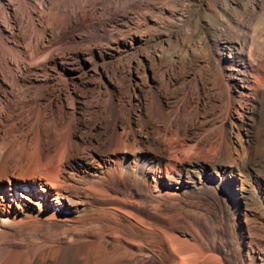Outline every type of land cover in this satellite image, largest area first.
I'll use <instances>...</instances> for the list:
<instances>
[{
	"label": "bare ground",
	"instance_id": "1",
	"mask_svg": "<svg viewBox=\"0 0 264 264\" xmlns=\"http://www.w3.org/2000/svg\"><path fill=\"white\" fill-rule=\"evenodd\" d=\"M35 1H40L39 8ZM91 2L16 0L14 4L13 0H0L10 28L0 25V232H20L31 225L57 221L70 226L66 229L68 235L74 231L72 226L94 215V225L97 222L98 226H94L96 232L92 231L94 237L90 241L87 237L88 242L79 241L80 235L67 237L64 248L37 250L27 259L28 263L258 264L256 253L264 252V245L250 235L255 225L248 217L244 221L246 229L239 218L233 232L232 228L229 230L240 240V247L236 244L235 248L237 258L230 257L223 243L213 239L212 243H205L202 231L194 223L193 231L180 230L184 206L181 203L194 209L198 206L202 213L206 210L199 206L204 198L225 203L221 186L230 183L235 171L246 170L250 159L245 157L249 154L246 150L242 151L244 157L235 156L234 150L216 135L194 140L200 135L199 123L195 119L181 124L183 110L178 102L173 106L161 101L154 107L148 104L153 116L144 122L142 115L141 130L135 127L138 120L130 113L121 116L114 103L109 104L101 110L99 120L74 124L70 136L63 135L67 115L72 113L61 95L54 98L45 94L56 80L48 72L49 68L57 69L58 62L55 66L51 62L56 56L66 57L73 51L62 49L63 52L55 53V47L61 43L74 45V33L91 29L83 25L85 20L90 24L91 14L73 19L64 9L75 13ZM43 71L48 75L49 81L44 77L47 84L36 81L38 73L46 74L40 73ZM239 72L243 89L258 92L260 85L253 73ZM33 73L37 77H32ZM34 87L36 91H31ZM36 119H42L38 131ZM12 131L20 134L13 132L16 136H10ZM9 148L8 154H3ZM35 152L40 153L41 159L25 167L23 162ZM206 154L214 157L213 163L200 160ZM68 168L79 173V178L69 176ZM203 192L206 195L200 194ZM227 212L224 210L222 216ZM205 214L188 213L191 217L202 215L203 221ZM81 228L77 231L81 232ZM210 229L205 227V231ZM1 234L0 237L5 233ZM229 243L230 248L235 242ZM54 246L57 244L50 247ZM6 258L0 250V264H6Z\"/></svg>",
	"mask_w": 264,
	"mask_h": 264
},
{
	"label": "rangeland",
	"instance_id": "2",
	"mask_svg": "<svg viewBox=\"0 0 264 264\" xmlns=\"http://www.w3.org/2000/svg\"><path fill=\"white\" fill-rule=\"evenodd\" d=\"M92 1L89 6L82 8L85 11L79 8L80 11L73 13L70 9H64L66 13L72 14L73 19L82 17L84 13L91 14L90 24L89 20L83 23L87 29H91L74 33V45H57L55 53L69 49L73 51L66 57L56 56L51 62L52 66L58 62V67L55 70L49 68L48 72L49 75H55L56 80L55 86L51 85L45 94L54 98L61 95L68 111L72 113L67 115L63 135L69 137L74 124L99 120L101 110L109 104L114 103L121 116L131 114L138 120L135 127L141 130L139 122L142 115L144 122L150 120L153 116L152 107L157 106V102L161 101L166 106L178 102L183 110L181 124L195 119L199 123L200 135L194 136V140L216 135L234 150L235 156L239 154L244 157L242 151L246 150L249 154L245 157L250 159L246 170L235 171L233 177L229 178L230 183L221 186L225 203L213 197L204 198L199 206L206 210L203 213L198 206L194 209L181 203L184 206L180 230L189 228V231L194 225L202 231L200 233L205 243L210 244L213 240L218 244L223 243L224 249L230 251V257L237 258L235 248H238L240 240L231 235L229 230L232 228L233 232L239 218L244 222L248 217L256 226L253 225L254 230L250 235H254L252 237L264 245V0ZM38 2L34 3L39 8ZM49 7L46 6L47 10ZM2 13L0 8V25L9 30ZM241 70H248L257 78L260 85L258 92L243 89V76L239 75ZM40 73L46 74L41 77L38 73L36 81L47 84V72ZM32 77L37 76L33 73ZM34 90L35 87L31 91ZM148 104L153 106L149 109ZM34 122H37L35 130L38 131L39 119ZM16 132V135L20 134ZM14 133H10V136H16ZM9 150L2 152L8 154ZM33 154L23 162L25 167H31L41 159L40 153ZM206 156L200 160L213 163L214 157L209 154ZM71 169L68 168L69 176L79 178V173ZM122 184L125 187L124 182ZM250 192L254 199L250 198ZM200 194L206 195L204 192ZM224 210L229 212L222 216ZM192 212L203 216L206 213L205 221L202 215L189 216L188 213ZM93 216L72 226L74 231L68 235L70 226L57 221L31 225L20 229V232H0L5 233L0 237V250L7 257L6 264H31L27 259L35 251L64 248L67 237L78 238L80 235L79 241H90L97 225V222L94 225ZM223 221L225 223L222 225ZM85 227L88 228L87 232ZM205 227L211 229L205 231ZM243 227L247 228L246 225ZM80 228L82 230L78 232ZM230 241L235 243L229 248ZM55 244L57 246L50 247ZM244 248L248 249L247 242ZM256 255L259 257L258 264H264V252L258 251ZM242 256L247 258L245 254Z\"/></svg>",
	"mask_w": 264,
	"mask_h": 264
}]
</instances>
